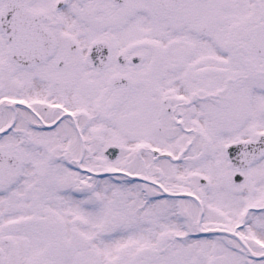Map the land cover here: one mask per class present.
<instances>
[{
  "label": "snow or ice",
  "instance_id": "6c2138e0",
  "mask_svg": "<svg viewBox=\"0 0 264 264\" xmlns=\"http://www.w3.org/2000/svg\"><path fill=\"white\" fill-rule=\"evenodd\" d=\"M0 264H264V0H0Z\"/></svg>",
  "mask_w": 264,
  "mask_h": 264
}]
</instances>
